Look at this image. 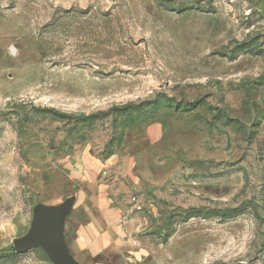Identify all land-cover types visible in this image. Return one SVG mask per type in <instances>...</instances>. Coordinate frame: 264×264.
<instances>
[{
    "label": "rangeland",
    "instance_id": "rangeland-1",
    "mask_svg": "<svg viewBox=\"0 0 264 264\" xmlns=\"http://www.w3.org/2000/svg\"><path fill=\"white\" fill-rule=\"evenodd\" d=\"M82 191L121 208L86 264H264V0H0V264Z\"/></svg>",
    "mask_w": 264,
    "mask_h": 264
},
{
    "label": "crops",
    "instance_id": "crops-1",
    "mask_svg": "<svg viewBox=\"0 0 264 264\" xmlns=\"http://www.w3.org/2000/svg\"><path fill=\"white\" fill-rule=\"evenodd\" d=\"M131 160H124L122 164H115L116 170L115 177L121 179L122 177L127 178V174L131 170ZM119 166V168H118ZM72 167L67 166L64 177L75 176L78 181L86 182V178H92L93 171L88 166H82L80 171L77 173L71 169ZM74 171V172H73ZM55 176V174H54ZM63 177L55 176L54 180ZM54 183L56 186L54 187ZM53 186L50 188L52 192L59 190L61 197H63V189L65 188L64 182L62 183V190H60L58 181H55ZM84 193V196L80 195ZM59 194V193H56ZM78 203L86 207V219L75 221V234L72 237V244L68 243L66 235L64 234V241L71 252L72 258L77 264H86V255H94L105 247H111L122 240V231L119 228V222H121L120 213L121 208L119 205L114 206L112 204L111 196L108 192L106 193H90L89 191H82L79 193ZM80 200V201H79ZM79 204V205H80ZM57 206V205H56ZM59 206V205H58ZM126 232L124 238L126 240Z\"/></svg>",
    "mask_w": 264,
    "mask_h": 264
},
{
    "label": "water",
    "instance_id": "water-1",
    "mask_svg": "<svg viewBox=\"0 0 264 264\" xmlns=\"http://www.w3.org/2000/svg\"><path fill=\"white\" fill-rule=\"evenodd\" d=\"M70 203L43 206L34 212L30 234L14 242V250L23 253L44 245L54 264H77L64 241L63 224L70 211Z\"/></svg>",
    "mask_w": 264,
    "mask_h": 264
},
{
    "label": "trees",
    "instance_id": "trees-1",
    "mask_svg": "<svg viewBox=\"0 0 264 264\" xmlns=\"http://www.w3.org/2000/svg\"><path fill=\"white\" fill-rule=\"evenodd\" d=\"M104 111H99V112H97V113H94V114H92V115H90L89 117H96L98 114H100V113H103Z\"/></svg>",
    "mask_w": 264,
    "mask_h": 264
}]
</instances>
